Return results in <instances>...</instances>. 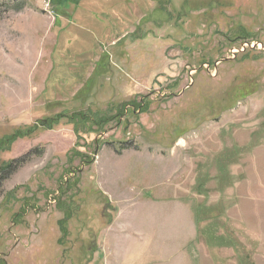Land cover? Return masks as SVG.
I'll return each mask as SVG.
<instances>
[{
  "label": "rangeland",
  "instance_id": "374dc122",
  "mask_svg": "<svg viewBox=\"0 0 264 264\" xmlns=\"http://www.w3.org/2000/svg\"><path fill=\"white\" fill-rule=\"evenodd\" d=\"M29 153L0 264H264V0H0V168Z\"/></svg>",
  "mask_w": 264,
  "mask_h": 264
},
{
  "label": "trees",
  "instance_id": "16d2710c",
  "mask_svg": "<svg viewBox=\"0 0 264 264\" xmlns=\"http://www.w3.org/2000/svg\"><path fill=\"white\" fill-rule=\"evenodd\" d=\"M140 107L141 105L139 104L136 108H140ZM10 141H12V143L9 144V147L11 146V144H13L16 141V139L12 140L11 138ZM29 156L30 153L27 156H24L23 158L16 159L12 162L7 163L4 167H2V169L0 168V190L2 188V182L8 180L10 176L15 174L19 170V168H21L24 165V163L26 162ZM63 230L64 232H66L64 226H63Z\"/></svg>",
  "mask_w": 264,
  "mask_h": 264
}]
</instances>
